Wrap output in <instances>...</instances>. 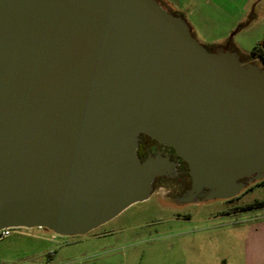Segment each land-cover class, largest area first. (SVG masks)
<instances>
[{
	"label": "water",
	"instance_id": "obj_1",
	"mask_svg": "<svg viewBox=\"0 0 264 264\" xmlns=\"http://www.w3.org/2000/svg\"><path fill=\"white\" fill-rule=\"evenodd\" d=\"M186 199L264 180V68L208 50L155 0H0V230L83 235L151 195L167 157Z\"/></svg>",
	"mask_w": 264,
	"mask_h": 264
},
{
	"label": "rangeland",
	"instance_id": "obj_2",
	"mask_svg": "<svg viewBox=\"0 0 264 264\" xmlns=\"http://www.w3.org/2000/svg\"><path fill=\"white\" fill-rule=\"evenodd\" d=\"M204 32L209 34V30ZM255 64L264 68L262 63ZM258 182L248 181L226 200L170 201L166 188H156L148 199L83 235L12 228L9 237L0 238V257L15 259L48 248L57 261L78 264H245L247 226L259 221L264 208H235L264 199V183ZM40 234L45 236H36ZM8 244L11 247H5Z\"/></svg>",
	"mask_w": 264,
	"mask_h": 264
},
{
	"label": "crops",
	"instance_id": "obj_3",
	"mask_svg": "<svg viewBox=\"0 0 264 264\" xmlns=\"http://www.w3.org/2000/svg\"><path fill=\"white\" fill-rule=\"evenodd\" d=\"M161 1L185 19L194 38H201L216 47L227 44L238 55H247L264 39V0ZM204 30H209V34ZM257 217L259 221L249 223L246 229L245 264H264V215ZM43 235L36 236L43 238ZM0 264L78 263L57 261L48 248H42L15 259L0 257Z\"/></svg>",
	"mask_w": 264,
	"mask_h": 264
},
{
	"label": "flooded vegetation",
	"instance_id": "obj_4",
	"mask_svg": "<svg viewBox=\"0 0 264 264\" xmlns=\"http://www.w3.org/2000/svg\"><path fill=\"white\" fill-rule=\"evenodd\" d=\"M141 138L145 142V146L139 159L140 162H143L151 157L162 156L167 157L172 163L175 164L172 173L169 175H162L154 179L152 183V191L156 188H166V193L168 194L166 198L170 201H175L176 199L178 201L184 200L186 202L193 201L194 199H186L190 184H188L187 179L180 174L182 163L184 162L178 158L176 153L171 148L163 146L162 144H159L153 140H148L145 137H138L137 148ZM198 198H203V195H198L196 199Z\"/></svg>",
	"mask_w": 264,
	"mask_h": 264
},
{
	"label": "trees",
	"instance_id": "obj_5",
	"mask_svg": "<svg viewBox=\"0 0 264 264\" xmlns=\"http://www.w3.org/2000/svg\"><path fill=\"white\" fill-rule=\"evenodd\" d=\"M155 1H157L169 13H176L175 11H173L172 9L167 7L161 0H155ZM192 36L194 37L193 34H192ZM215 47L216 46H214V45L206 46V48L208 50H212ZM239 57L244 62L262 63V64H264V39L259 41L258 43H256V45L250 50V52L247 55H239ZM138 137H145L148 140H152L146 135H139ZM144 146H145V142L141 138V140H139V145H138V148L136 150V156H137L138 160L140 159V157L142 155V151L144 150ZM180 174L182 176H184L187 179L188 184H190V177L188 175L187 165H186L185 162L182 163L181 173ZM263 183H264V180H260L257 184L262 185ZM260 208H264V199L255 200V201H253V202H251L249 204H245V205L239 206V207L235 208V210L246 211V210L260 209Z\"/></svg>",
	"mask_w": 264,
	"mask_h": 264
},
{
	"label": "built area",
	"instance_id": "obj_6",
	"mask_svg": "<svg viewBox=\"0 0 264 264\" xmlns=\"http://www.w3.org/2000/svg\"><path fill=\"white\" fill-rule=\"evenodd\" d=\"M11 229L12 228H4L0 230V238L7 237L11 234Z\"/></svg>",
	"mask_w": 264,
	"mask_h": 264
}]
</instances>
